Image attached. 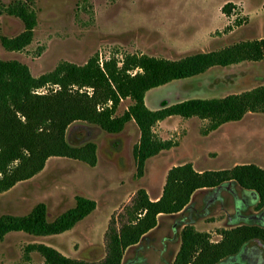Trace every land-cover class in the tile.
Here are the masks:
<instances>
[{
    "label": "rangeland",
    "instance_id": "rangeland-1",
    "mask_svg": "<svg viewBox=\"0 0 264 264\" xmlns=\"http://www.w3.org/2000/svg\"><path fill=\"white\" fill-rule=\"evenodd\" d=\"M16 1L26 2L35 12L33 40L21 52H7L0 44V60L18 61L33 77L53 71L61 62L84 66L96 58L100 67L111 60L121 67L130 56L178 60L239 41L264 38V0H0V36L11 38L23 30L20 20L6 12ZM224 2H235L229 16L219 8ZM263 83L264 62L242 63L153 89L146 94L145 105L149 110H157L163 103L222 98ZM130 105L129 99L121 100L115 116H121ZM207 127L208 121L195 118L156 124L155 135L161 141H170L173 147L149 160L138 179L133 149L139 133L133 123L113 136L90 132L80 124L72 126L67 133L69 142L78 144L91 138L97 146L98 167L91 169L73 160L50 159L38 176L0 195V216H25L38 204H44L48 219L53 220L73 208L77 196L93 200L95 210L71 231L58 236L7 234L0 242V264H43L37 252H25L28 246L39 244L70 259H100L111 216L137 188L144 187L153 197L166 171L176 164L191 163L195 170L230 169L235 164H253L264 169V114H249L242 121L223 125L213 132H206ZM202 195L213 205L224 204L225 211L220 210L218 216L210 218L212 225L208 227V220L201 223V228L207 229L215 242L219 240L215 231L232 225L225 221L226 213L238 219L255 212V195L233 183L206 190ZM241 221L235 220L233 224ZM249 222V225L264 224V210L260 219ZM253 246L258 248L264 264V246L255 241L248 244ZM167 256L161 260L157 255H142L138 264H164Z\"/></svg>",
    "mask_w": 264,
    "mask_h": 264
},
{
    "label": "trees",
    "instance_id": "trees-1",
    "mask_svg": "<svg viewBox=\"0 0 264 264\" xmlns=\"http://www.w3.org/2000/svg\"><path fill=\"white\" fill-rule=\"evenodd\" d=\"M234 8L228 3L221 12L229 16ZM6 12L20 20L23 30L11 38L0 36V44L7 52H21L33 40L37 25L35 12L22 1L14 2ZM261 62H264V38L239 41L178 60L130 56L121 67L115 60L100 67L96 58L84 66L61 62L53 71L39 77H33L18 61L0 60V195L38 176L52 158L73 160L94 168L98 160L95 142L89 138L71 144L67 138L68 131L76 124L90 132L113 136L133 123L139 133L138 144L133 149L136 178H142L146 163L173 147L170 141H161L155 135L153 129L157 123L170 117L195 118L208 121L206 132H213L223 125L240 122L249 114H264V83L222 98L163 103L157 110H149L145 105L149 91L196 78L213 69ZM134 70L137 72L131 75ZM41 89L45 92L37 93ZM124 99H129L131 105L116 117V109ZM229 183L255 195V211L264 207V169L253 164H236L230 169L197 171L191 163H184L167 171L157 200L151 201L146 190L138 188L111 216L100 259H70L43 244L30 245L25 252H37L43 264H122L125 251L156 227L159 216L180 213L199 190ZM95 208L93 200L77 196L75 206L53 220L48 219L44 204H38L25 216L2 215L0 242L13 232L34 237L61 235ZM215 233L219 238L216 242L210 234L185 226L171 264H222L235 258L250 242L264 244V228L258 226L239 225L217 229Z\"/></svg>",
    "mask_w": 264,
    "mask_h": 264
},
{
    "label": "crops",
    "instance_id": "crops-1",
    "mask_svg": "<svg viewBox=\"0 0 264 264\" xmlns=\"http://www.w3.org/2000/svg\"><path fill=\"white\" fill-rule=\"evenodd\" d=\"M225 3H227V2H224L223 4H221L219 8L221 9V7L224 6ZM234 3L235 2H232V4H234ZM213 51H215V50H213ZM206 52H211V51L206 50V51L198 52V53H206ZM153 58H155V57H153ZM176 118H178V117H170V118H167L164 121L159 122L157 124H163L166 121L173 120ZM181 164H183V163L176 164L174 166L181 165ZM98 165H99V161L97 160L96 166L94 168H91V169H96L98 167ZM167 171H166V173H167ZM197 171H202V170H197ZM166 173H165V175H166ZM165 175H164V179H165ZM164 179L162 181V185H161L159 191L153 197L150 196L149 192L144 187H140V188H143L146 190L151 201H155L159 198V196L161 194L162 187L164 184ZM229 184H232V183H229ZM225 185L220 186V187H224ZM220 187H218V188H220ZM134 192H135V190L132 192L131 196L133 195ZM205 192H206V190H199V191L195 192L193 194V196L191 197V200H190V203L188 204V206L183 211H181L180 213H178L176 215L159 216L158 220H157L156 227L152 231L147 233L145 236H143L137 245L130 247L125 251L122 264H125L126 261H127V264H138L140 257L142 255H147V254H150L151 256H155V255L160 256L161 260H162V256L164 257V255L166 254V255H168L167 256L168 259L165 258V261H162V262H166V261L168 262L169 261V264H171L176 253H177V251H178V249H179V246H180V233H181L182 229L187 225L193 226L199 232H205V233L210 234L207 231V229L203 230V227L201 228V223H203L204 220H206V221L208 220L207 222H209V223H207V224L209 227V225H212L214 223L213 220L210 218H212V216H214V217L218 216V212H220V210L221 211H225V210H222V209H224V206L221 207L220 209H219V207H214L211 205L208 208H205L204 203H203V201L206 202L203 199L204 195L200 196L202 193H205ZM130 197H129V199H130ZM212 212H214V213L212 214ZM208 216H210V217H208ZM235 217L231 213H226L224 219L227 223L229 222V224H232V225L231 226H225V227L223 226L222 229H230V228H233V227H236L239 225H243V224H233V222L235 220H236V222L238 220H240L239 218L236 219ZM206 218H208V219H206ZM219 229H221V228H219ZM63 234H65V233H63ZM168 234H170L169 237H168ZM171 237H172V239H170ZM159 246H161V247L159 248ZM169 246H171V247L169 248Z\"/></svg>",
    "mask_w": 264,
    "mask_h": 264
},
{
    "label": "flooded vegetation",
    "instance_id": "flooded-vegetation-1",
    "mask_svg": "<svg viewBox=\"0 0 264 264\" xmlns=\"http://www.w3.org/2000/svg\"><path fill=\"white\" fill-rule=\"evenodd\" d=\"M220 188H222V187H220ZM203 199L206 201V202L203 201L205 208H208L210 205L214 206V207H220L221 208L224 205L220 202H217V203L215 202L216 204L213 205L214 202L209 200V198L207 199L206 197H204ZM262 210H264V207L259 211H255L254 214H250L248 216H246V215L241 216L240 215L239 219L242 220L241 224L246 223L245 225H249L248 224V223H250L249 221L260 219V213L262 212ZM234 217H235V215H234ZM246 221H248V222H246ZM262 223H258L259 224L258 227L264 228V224H262ZM252 225L257 226L254 224H252ZM170 239H172V237ZM255 242H258L264 246V244L260 241H255ZM259 254H260L259 250L256 246L248 247V244H247L235 258L229 260L228 262H225V264H239V263L240 264H263V262H261V260H260ZM164 264H167V261L164 262Z\"/></svg>",
    "mask_w": 264,
    "mask_h": 264
},
{
    "label": "built area",
    "instance_id": "built-area-1",
    "mask_svg": "<svg viewBox=\"0 0 264 264\" xmlns=\"http://www.w3.org/2000/svg\"><path fill=\"white\" fill-rule=\"evenodd\" d=\"M37 93H43L42 91H37Z\"/></svg>",
    "mask_w": 264,
    "mask_h": 264
}]
</instances>
